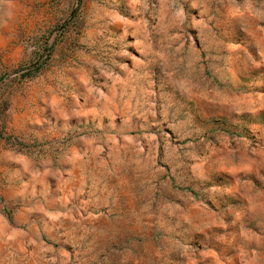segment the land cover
Segmentation results:
<instances>
[{
  "label": "rangeland",
  "instance_id": "obj_1",
  "mask_svg": "<svg viewBox=\"0 0 264 264\" xmlns=\"http://www.w3.org/2000/svg\"><path fill=\"white\" fill-rule=\"evenodd\" d=\"M0 264H264V0H0Z\"/></svg>",
  "mask_w": 264,
  "mask_h": 264
}]
</instances>
